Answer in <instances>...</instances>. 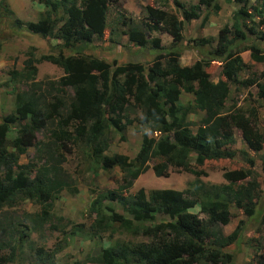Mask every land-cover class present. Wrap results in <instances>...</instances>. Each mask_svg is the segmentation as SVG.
<instances>
[{"label":"trees","instance_id":"trees-1","mask_svg":"<svg viewBox=\"0 0 264 264\" xmlns=\"http://www.w3.org/2000/svg\"><path fill=\"white\" fill-rule=\"evenodd\" d=\"M40 1L46 10L38 21L25 26L44 39L61 40L55 45L57 52L42 55L41 59L61 67L64 75L42 92L41 82L33 80L39 59L28 57L21 70L11 72L13 79L30 82V87L16 94L14 111L0 122V264H57L55 256L62 247L51 252L27 243L33 232L52 220L61 193L78 192L74 176L64 166L73 148L81 149L91 167H119L123 175L118 189L98 192L93 199V227L104 230L115 226L151 239L150 243L121 242L103 249L100 259L104 264H206V260H212L216 247L224 248L238 239L241 227L223 235L208 226L228 224L233 203L248 216L254 214L257 204L259 181L253 159L248 161L249 168L226 171L224 178L228 183L212 185L210 190L199 177L203 173L200 167L208 160L237 157L239 151L231 144L235 130H240L249 148H264V128L261 131L257 127L255 109L226 110L231 85L239 82L242 71L251 68L241 52L248 48L255 61L264 63V47L252 43L244 48L241 43L249 33L264 41V31L241 21L247 15L244 9L235 13L234 36L230 37L231 29L224 27L216 48L209 51L211 59L220 58L223 63L224 79L215 82L207 71L208 63L198 60L182 65L176 50L165 59L155 56L148 67L141 62H128L113 68L103 58L85 53L96 36H103L109 0H83L81 4L76 0ZM257 1L261 15L258 25L264 27V0ZM2 4L0 0L3 15L12 12ZM210 5V0H200L190 11L184 8V18H199L203 6L209 9ZM178 6L182 7L180 3ZM209 16L206 12L204 20ZM153 20L174 41L181 40L183 21L178 17L160 12L153 13ZM15 23L21 25L22 21L16 19ZM127 34L141 48L154 45L159 48L158 54L163 50L157 38L146 46L149 40L139 25L131 26ZM67 89H71L68 95ZM185 95L191 99L185 101ZM259 95L264 97V85ZM197 111L204 116L198 123H191L190 116ZM134 123L152 125L160 136L144 132L134 158L122 153L106 154L110 147L108 131L119 132L124 140L127 126ZM32 147L36 149L33 158L21 163L22 155ZM262 161L264 170V158ZM151 163L157 176H169L174 165L194 174L192 183L201 191V199L195 201L187 197L186 191L176 189H153L148 196L144 189L129 194ZM18 199L33 201L40 210L24 212L22 217L3 208ZM114 203L125 213L116 211L111 205ZM197 203L209 221L190 211ZM161 215L168 220L157 223ZM62 231L65 233V229ZM209 238H216L214 244L207 242Z\"/></svg>","mask_w":264,"mask_h":264},{"label":"rangeland","instance_id":"rangeland-1","mask_svg":"<svg viewBox=\"0 0 264 264\" xmlns=\"http://www.w3.org/2000/svg\"><path fill=\"white\" fill-rule=\"evenodd\" d=\"M82 1L76 0L78 4ZM210 1L209 9L203 6V12L199 18L185 19L184 8L190 11L191 6L199 4L200 0H109L106 10L107 26L103 36L101 38L96 36L93 42L86 46L85 53L103 58L113 68L128 62H141L148 67L152 65L154 58L165 59L169 57L170 52L176 50L180 52L182 65H192L198 60L208 63L207 71L211 79L217 82L224 79L223 63L220 58L211 59L209 51L216 48L220 30L228 27L231 29L230 37H233L234 15L241 9L247 11V15H243L241 19L245 25H254L262 31L264 27L258 25L261 15L259 13L260 3L257 0H248L247 3H239L236 0ZM2 2V6L5 5L12 12H6L3 15V7L0 6V122L4 116L14 111L16 94L30 87V82H19L11 77L12 71L23 68L24 61L28 57L34 56L39 59L36 63L38 73L33 80L41 82L42 92L49 89L50 82L58 81L64 75L61 67L41 59L42 55L57 52L55 45L61 43V40L44 39L38 34L29 32L25 26L26 23L38 21L41 18L46 10L45 5L40 0H2ZM178 3L182 7H179ZM160 12L166 16L178 17L183 21L181 40L174 41L173 36L166 30L156 26L153 13ZM206 12L210 13L207 21L204 20ZM16 19L22 21L21 25L15 23ZM137 25L147 34L149 42L146 46L151 44L152 39H159L160 46L163 48L160 54H158L159 48L154 45L141 48L142 46L136 45L129 39L128 29ZM248 35L249 37L241 43V47L247 48L252 43L264 47L263 40L250 33ZM65 52L66 54L72 53L71 51ZM240 55L251 68L242 71L239 74V82L231 85L226 110L250 111L255 109L257 127L262 131L264 128V97H261L259 93L264 85V63L255 61L248 48ZM70 92L71 89H67V95ZM188 99H191V96L185 95L184 100ZM203 116V112L197 111L190 116V121L198 123ZM144 132L153 137L160 136V132L152 128V125L138 123L127 126L124 140L119 132L109 130L110 147L105 153L108 155L122 153L134 158L141 148ZM231 144L239 151L237 157L208 160L200 167L203 172L199 177L200 181L209 190L212 185L227 184L224 178L226 171L249 168L248 161L253 159L255 161L253 169L259 181L256 194L257 204L254 214L248 216L243 208L233 203L230 205L231 217L228 224L216 223L208 226V229L220 230L223 235H230L236 228L241 227L239 237L234 243L221 249L212 245L216 247V252L210 256L212 260H206L205 263L264 264V223L262 222L264 148L258 151L249 148L240 130H235ZM73 149L74 152L67 155L64 166L74 176L78 192L72 193L65 190L61 193L60 198L55 202L52 220L38 232L32 233L27 246L41 247L51 252L62 247L55 256L57 264H104L100 259L103 249L121 242L150 243L151 239L148 236L135 235L115 226L104 230L93 227L96 223V216L90 211L93 199L98 192L118 189L123 175L119 167L111 170H105L98 165L91 167L81 149ZM35 152L34 147L30 148L27 154L22 155L20 162L26 163L33 158ZM195 179V175L184 170L181 165L171 166L169 176H157L151 163V168L139 176L129 194L144 189L148 196L153 189H176L186 191L187 197L197 201L201 199L199 194L201 196L202 194L193 186L192 182ZM10 203H12L11 206H3V208L15 211L22 217L24 212L35 213L40 210L38 204L27 199L13 200ZM105 203L110 204L111 202L106 200ZM111 205L116 211L125 213L119 204ZM190 211L196 213L204 221H209L208 215L201 212L199 203ZM163 220L166 221L168 218L161 215L157 223ZM62 229H65V233ZM214 240L216 238H209L207 242L214 244Z\"/></svg>","mask_w":264,"mask_h":264}]
</instances>
